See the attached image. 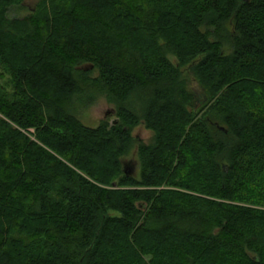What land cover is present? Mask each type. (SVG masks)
I'll use <instances>...</instances> for the list:
<instances>
[{"label": "trees", "instance_id": "obj_1", "mask_svg": "<svg viewBox=\"0 0 264 264\" xmlns=\"http://www.w3.org/2000/svg\"><path fill=\"white\" fill-rule=\"evenodd\" d=\"M23 1L0 0V264H264V0ZM102 98L117 120L87 127Z\"/></svg>", "mask_w": 264, "mask_h": 264}, {"label": "rangeland", "instance_id": "obj_2", "mask_svg": "<svg viewBox=\"0 0 264 264\" xmlns=\"http://www.w3.org/2000/svg\"><path fill=\"white\" fill-rule=\"evenodd\" d=\"M37 2L38 0H24L21 7H14L10 11L9 17L11 19H24L30 16L37 5ZM171 59L172 61L174 60L173 58ZM114 109L115 107L113 105L109 104L105 98H102L97 101L94 107L83 112L81 115L82 122L90 128L100 126L104 121H107L112 125L117 120V118L114 117ZM109 113L113 114L108 116ZM133 138L135 140V144L131 153L123 158V164L126 166L128 171L139 178L141 173L140 161L138 157L139 145L151 144L154 141L155 134L147 130L144 125H140L134 130Z\"/></svg>", "mask_w": 264, "mask_h": 264}, {"label": "water", "instance_id": "obj_3", "mask_svg": "<svg viewBox=\"0 0 264 264\" xmlns=\"http://www.w3.org/2000/svg\"><path fill=\"white\" fill-rule=\"evenodd\" d=\"M113 113H109V115L108 116H110V115H112ZM130 174H131V172H129V171H126V175H128V176H130Z\"/></svg>", "mask_w": 264, "mask_h": 264}]
</instances>
